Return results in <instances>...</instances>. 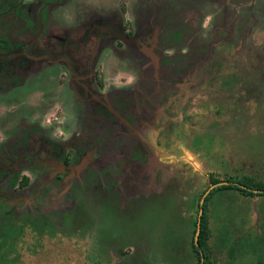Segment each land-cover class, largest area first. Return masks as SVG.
Masks as SVG:
<instances>
[{"label":"flooded vegetation","instance_id":"af4514ba","mask_svg":"<svg viewBox=\"0 0 264 264\" xmlns=\"http://www.w3.org/2000/svg\"><path fill=\"white\" fill-rule=\"evenodd\" d=\"M25 1L0 0V19L13 13V19L24 22L21 16L26 15L28 22L33 14ZM256 1L259 0H203L202 3L201 0H134L128 9L131 24L124 22L126 11L121 10V16L97 22L85 33L67 34L63 29L55 30L56 33L50 34L46 43L40 45L37 44L38 36L29 43V40L22 42L11 36L6 42L0 37V96L17 89L18 97L26 99L33 90L50 82V77L59 70H64L66 81L59 96L69 99L72 126L69 131L78 133L81 140V144L72 150L67 141L63 142L52 134L53 127H44L40 121L31 119L29 108L16 112L8 124L5 141L0 143V225L17 224L23 241L28 236L55 238L60 230L82 231L80 226L84 227V223H79L78 217H86L90 199L96 194L98 203L108 199L110 206L120 215L124 202L132 194V187L122 186L125 193L117 203L113 193L110 195L103 188V180L98 174L86 172L87 176L90 174V182L75 184L74 189L73 179L95 161L106 166L122 160H140L133 150L123 151L121 140L125 139L134 146L137 140L140 152L144 155L155 153L162 167L196 158L193 145L203 138H212L205 135L201 138L199 132L204 129L196 124L204 115L215 112L209 107L218 106L215 100L221 95L206 90L215 81V76L206 79L202 86L198 84L200 69L220 60L215 52L219 51L217 47L222 42H227L228 46L234 36H241L238 45L243 44L251 26H247L241 10L250 11L249 18L253 20L256 11L252 8ZM261 9L264 12V7ZM208 29L212 34L222 32L228 41L223 38L214 41L207 46L208 54L207 49L206 53L200 54V49L205 48H199L197 41L206 42L202 36ZM106 50L131 68L133 81L130 85L102 88V82H97L94 69ZM222 55V62H226L224 51ZM48 62L53 65L49 70L41 66ZM204 63L207 65L203 66ZM29 83H32L31 87ZM228 95L225 94L227 100L230 99ZM206 98L209 101H204ZM215 128L228 131L226 122L224 128ZM224 132L217 137L224 136ZM115 149H119L118 154ZM72 151L78 154L79 161H72ZM182 151L184 155H180ZM80 164L83 166L78 169ZM143 167H146L145 163ZM196 170L194 167L195 179L200 174L206 177L208 185H214L209 183V178H217L198 174ZM219 181L229 183L223 186L245 187L241 184L243 181ZM147 182L148 178L142 184L147 185ZM182 182L175 181L167 189L163 188L162 201L151 211L155 212L152 222L156 221L161 227V236L168 226L174 227L172 223L182 226L184 216L180 209L185 205L186 211L190 210L197 201L199 185L194 186L193 181L192 188L188 186L189 193L184 195ZM209 187L203 190L202 196ZM214 189L206 195L204 203ZM244 190L255 193L254 189ZM256 191L264 195L263 190ZM202 196L198 201L199 208ZM112 199L117 207L110 202ZM65 204L67 208L73 205L72 209L66 210ZM52 206L59 211L57 215L64 225L62 222L49 224L45 220V213ZM131 211L122 214L125 227L121 236L115 237L117 242L121 240L111 255L120 256L125 247L134 248L125 239L132 231L131 226L137 228L128 216ZM189 223L191 225V221ZM8 254L0 251V258L6 260L10 258Z\"/></svg>","mask_w":264,"mask_h":264},{"label":"rangeland","instance_id":"374dc122","mask_svg":"<svg viewBox=\"0 0 264 264\" xmlns=\"http://www.w3.org/2000/svg\"><path fill=\"white\" fill-rule=\"evenodd\" d=\"M16 1L14 0L15 3ZM18 1L22 2V0ZM133 1L26 0L25 5L31 7L33 16L30 15L28 22L26 15L21 16L24 22L13 19V13L0 19V37L6 42L11 37H17L22 42L29 40L27 42L29 43L38 36L40 39L37 44L40 45L46 43V37L48 39L50 34H55V30L63 29L67 34L83 33L97 22L121 16V10L126 11L124 22L128 21L131 24L132 18L128 9ZM263 7L264 0L256 1L252 8L256 11L253 20L249 18L250 11L241 10V16L247 21V26H251L247 31L246 40L242 41V45H238L241 36L236 38L234 36L229 40L228 46L227 42H222L217 47L219 51L215 52L220 60L200 69L198 84L202 86L206 79L215 76L213 82L216 89L211 88V82L209 91L220 90L221 96L216 97L215 100L218 106L209 107L215 112L204 115L199 123L196 122L197 127L204 129L199 132L200 137L201 135L212 137L211 139L201 137L203 139L193 145L192 150L197 159L162 167L157 162L155 153L144 155L140 152L137 148L140 147L137 140H135L136 147L125 139L121 140L120 146L123 147V151L133 150L140 160L128 162L122 160L117 164L108 163L106 166L95 161L83 172L77 173L73 179L74 183L71 182L73 189L75 184L89 183L90 174L87 176L86 172H94L103 180V188L116 197L117 203L122 200L125 193L122 186L132 187L130 190L132 194L124 202L123 211L119 212L121 216L110 206L108 199L104 198L98 203L96 201L98 194H96L90 199L89 213L86 217H78L79 223H84V227L80 226L82 231L60 230L55 238L50 236L36 239L35 236L33 238L28 236L23 241L17 224L0 225V251L10 253L8 254L10 258L6 260L0 258V264H120L124 257H131L134 264H168L158 261L166 257L179 261L177 264L195 263V260L192 263L194 254L190 250L189 240L186 237L182 238V232H187L189 221L194 218L195 204L193 203L187 211L183 205L180 209L184 216L183 225L172 223L173 227L169 224L171 226L167 227L162 236L161 227L156 225V221H150L147 215L155 210L157 203L162 201L160 196L163 188L167 189L168 185L175 181H183V191L182 189L181 191L184 195L189 193L188 186L191 189L193 185H199L196 195L198 197L206 187L210 186L206 177L199 173L210 174L219 180L264 183V12L261 9ZM207 21L208 19L204 24L207 25ZM225 37L222 32L216 31L212 34L209 29L206 30L202 36L206 42L197 41L199 48H205L200 49V54L206 49L208 54L207 46ZM223 51L226 62H222ZM99 61L94 70H96L97 82H102V88L109 85L123 87L132 83L131 68L111 56L108 50L102 53ZM42 65L48 70L53 68L49 62ZM205 65L207 63L203 64ZM219 77L223 78L218 79ZM49 81L33 90V94L26 99L18 97L17 89L0 96V143L5 141L9 131L8 124L13 120L16 112L20 109L27 111L29 108L31 119L40 121L44 127H53L52 134L63 142L67 141L69 147L72 146V150L81 144L79 134H72L69 131L72 128L69 99L59 96L66 81L65 71L59 70L58 74L50 77ZM31 84L29 83L28 86L31 87ZM225 94H229L230 99L227 100ZM206 100L209 101L207 98L204 99ZM225 122L228 131L216 130L215 127L224 128ZM223 132L224 136L217 137ZM202 147L205 149L197 151V148ZM116 149L114 152L118 154L119 149ZM72 153V161H79L78 154L73 151ZM180 155H184L183 151ZM188 162H195L196 165L195 163L189 165ZM194 167L198 169L196 171L199 174L196 179ZM147 178V185L142 184ZM258 195L253 193L251 197H244L238 191L229 189L215 190L210 195L206 204V213L211 232L208 240L211 264H264V196ZM110 202L117 207L113 199ZM72 206L67 208L65 204L66 210L72 209ZM49 209L50 211L47 210L45 213V220L49 224H61L60 215H57L59 211L55 206ZM131 209V214L129 213L128 216L133 219V224L134 221L137 222L136 219L142 221L145 232L150 230L153 245L149 246L150 249L146 247L141 251L137 250L138 247L135 248L133 239L137 240L145 235L143 231L141 233L142 229L137 228L131 231L132 235L127 234L125 238L134 248L125 247L120 256L111 255L116 250L114 247L121 240L117 242L116 238L121 236L125 227L126 220L122 214L130 212ZM52 212L54 214H51ZM147 220L149 228L144 223ZM160 221L164 224V220Z\"/></svg>","mask_w":264,"mask_h":264},{"label":"trees","instance_id":"16d2710c","mask_svg":"<svg viewBox=\"0 0 264 264\" xmlns=\"http://www.w3.org/2000/svg\"><path fill=\"white\" fill-rule=\"evenodd\" d=\"M202 2H203V0H201V3ZM72 37L74 38V36H72ZM214 86H215V82H212L211 83V88L213 87L214 89H216V87H214ZM206 90L209 91V85H208V87H207ZM217 91L218 90H215L214 92H217ZM218 92L221 93L220 90ZM219 96H221V95H219ZM219 182L220 181L217 180V179L209 178V183L210 184H216V183H219ZM241 184L244 185L247 188H250V189L263 190L264 191V183H262V184H260V183H258V184H251L250 181H243ZM223 189L237 190V191H239V193L241 195H243L245 197H251V196H253V193L251 191H247V190H244V189H240V188L235 187V186H221V187H218V188L214 189L207 196V198L205 200V203L203 205L204 212H203L202 218H201V231H200V234H199V237H198V247H197V246H195V244L193 242V237H194L195 230H196V222H197L196 220H197V214H198V210H199L198 201H199L200 197L202 196L203 191L199 194V196L197 197V201L194 202L196 208H195L194 218L191 220V225L189 223L187 232H184L183 231L184 232L183 233V237H186L189 240L188 243H189V246H190V250L194 254L192 256V258H193L192 259V263L194 262V260L196 262L193 263V264H201L200 250L203 252L204 264H211V261H210L211 251H210L209 246H208V239L210 237V231H209V229L207 227L206 201L208 200V198L210 197V195L215 190H223ZM258 196H261V195H258ZM262 196H264V195H262ZM154 214H155V212H151L149 215H147V218H149V220L152 221V218L154 217L153 216ZM136 220H137V222L134 221L135 222L134 225H136V227L138 228V230H141L142 229L141 230V233L143 231L145 235L143 237H140L139 239L137 238V240L133 239L134 246H135V248L138 247L137 248L138 251L139 250L141 251L142 249H145L146 247L150 249L149 246L153 245L152 238H150V235H151L150 230H148L147 232H145L143 222L140 221V220H138V219H136ZM139 222H140V224H139ZM147 222H148V220L145 221L144 223L147 225V228H149V225H148L149 222L148 223ZM137 228H135L134 226H131V229L133 231L136 230ZM158 261H164L165 263H168V264H177L179 262V261L176 262V260L174 258H170V257L161 258V260H158ZM120 264H134V262L131 260V257H124V258H122Z\"/></svg>","mask_w":264,"mask_h":264},{"label":"water","instance_id":"95a60500","mask_svg":"<svg viewBox=\"0 0 264 264\" xmlns=\"http://www.w3.org/2000/svg\"><path fill=\"white\" fill-rule=\"evenodd\" d=\"M83 166V164H80L79 167H77L78 169H81ZM229 183H226V182H221V183H217V184H214V185H211L209 187V189L204 193V195L202 196L201 200H200V208H199V213H198V217H197V226H196V230H195V235H194V244L195 246L198 247V237H199V234H200V231H201V217H202V214H203V203H204V199L206 197V195L214 188H217V187H220V186H223V185H227ZM242 187L243 189H247L243 186H240ZM253 192H257L256 190H253ZM200 255H201V264H204V256H203V252L200 250Z\"/></svg>","mask_w":264,"mask_h":264}]
</instances>
